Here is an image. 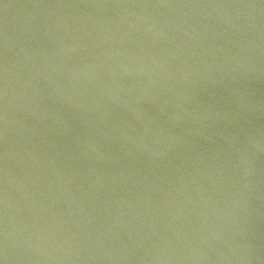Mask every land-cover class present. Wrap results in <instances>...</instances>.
Returning a JSON list of instances; mask_svg holds the SVG:
<instances>
[{
    "label": "water",
    "instance_id": "water-1",
    "mask_svg": "<svg viewBox=\"0 0 264 264\" xmlns=\"http://www.w3.org/2000/svg\"><path fill=\"white\" fill-rule=\"evenodd\" d=\"M0 264H264V0H0Z\"/></svg>",
    "mask_w": 264,
    "mask_h": 264
}]
</instances>
